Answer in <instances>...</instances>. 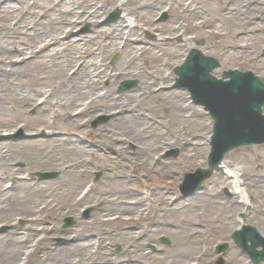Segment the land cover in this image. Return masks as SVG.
Returning <instances> with one entry per match:
<instances>
[{
	"label": "rangeland",
	"instance_id": "1",
	"mask_svg": "<svg viewBox=\"0 0 264 264\" xmlns=\"http://www.w3.org/2000/svg\"><path fill=\"white\" fill-rule=\"evenodd\" d=\"M161 1L160 3L158 0H140L139 3H154L155 6L161 8L158 16L153 20L155 25H167L171 20L177 21L172 11L164 10L172 6L175 0ZM7 3L15 9L14 15L20 17L24 14L21 12L23 9L33 7V10H28V15L24 14L23 16L24 19L29 20L34 18L33 11L43 12L51 5H55L56 9L50 12L49 16L57 14L59 9H64V5H59L57 0H8ZM65 6L69 7L71 4ZM103 6L105 7L102 8L101 16L97 20L101 28H108L124 16L122 9L118 5H113L110 0L104 1ZM202 6L207 19L211 17L218 18L221 14L222 8L218 3L206 2ZM113 13H118L119 16L116 20L110 22L109 19ZM164 15H167V18L162 21ZM45 19L43 17L41 21H45ZM249 19H254V23H260V20L264 19V5L253 6L248 16L242 20L247 21ZM188 22L184 23L187 27L189 26ZM239 22L241 21L236 23ZM223 28L228 29L226 25L217 26L220 33H225L222 31ZM96 32L97 29L91 22L79 23L73 30L74 36L85 35L94 39L98 37ZM205 32L207 33L208 30L205 29ZM203 34L188 33L186 36L185 34L184 36L166 34L160 36L155 33L149 34V36L142 34L141 38L149 42H154L157 38H165L167 42L175 47L182 46L180 49H176L182 57H166L157 64L158 67L163 65L164 72L171 74L173 77L175 76L174 69L184 63L192 49H197L205 56L212 57L219 62L220 68L213 72V76L219 79L225 71L238 70L251 72L264 82V30H258L243 38L246 40L244 44L248 46L249 53L258 57L259 60L250 57L249 53L229 52L222 46H218L214 41H208ZM229 41V39L226 40V42ZM4 45L5 42L0 40V46L3 47ZM27 52L29 60L25 69L26 74L20 80L23 83L30 84L31 92L36 93L39 91V94L33 98L30 107L26 110V105L17 111L7 108V106H0V120L5 121L8 125L7 128L0 125L3 128L0 132V145L4 147L1 150L8 151L6 155L8 160L4 161L5 163L0 162V177L6 180L5 188L0 187V200H8L6 203H11L14 200L24 201L29 205L32 214H37L39 221L35 227L36 238L43 242L39 250H44V248V251L52 248L66 250L71 248L73 243V235L70 237L71 233L79 232L85 225L96 232L102 225L103 228L99 232L104 233V240L101 243L99 241L101 237L95 234L89 244V250L92 253H98L104 248L106 255H110L115 261H123L122 263L125 264H165L169 256V254H166L172 251L178 243L175 233L177 227L184 229L183 235L193 224H200L201 222L200 225L203 226L211 222L217 226H224V228H221L222 230L217 233L212 229L200 227L207 238L206 241L200 242L196 246V255L181 260V262L187 264H215L218 258L223 256L225 264H230L229 261L231 260H235L240 264H252L248 256L234 245L231 235L243 225H250L255 227L264 237V171L258 169L259 160H264V145H253L234 150L227 154L223 162L245 178V190L251 194L252 205L260 208L257 214H254L253 208L250 209L242 205L238 209H232L229 204L226 208L223 207V204L231 198L233 190L231 180L223 175H214L194 194L182 198L179 185L182 183L185 174L193 173L199 168H207L213 133V120L203 106L193 102L188 90L174 88L176 77L169 84V88L181 91L185 95L186 106L184 107L182 119H172L168 112H161L163 116L160 115V117L151 113L153 109L147 108L148 104L141 102L143 99H140L139 96L142 93L141 90L147 87V78L125 77L120 74H117L112 80H101L97 86L98 88H95L93 93H100L111 99L112 95L124 98L131 92H135L136 102H138L136 105L144 108L145 111L143 110L142 114H145L146 110L150 111V122H140V124L123 121L115 122L117 119H122L127 110L123 108L110 113H96L97 107L101 106L103 100L96 102L91 97L84 101L86 105L90 106L89 111L80 118L76 119V116L70 113L67 116L56 118L54 113L59 112V109L45 108V105L47 102L50 104L52 97L59 93V76L51 70L48 71L37 65L38 62L44 61L45 53L38 55L33 50ZM100 55L102 61L111 69L121 67L126 61L119 51ZM18 66L21 67V65ZM80 67L81 63L78 64L75 70ZM10 69L7 68L8 73ZM40 77L41 81L38 80L34 83L33 79H39ZM125 81L137 82V86L128 92L119 94V86ZM42 96L49 100L44 105L39 106L42 103L41 101L45 100ZM37 100L38 102H36ZM154 102L156 104L161 103L160 99H156ZM192 108L198 109L204 114L202 124L205 131L202 132L204 140L201 143L203 146H207L206 151L196 153L195 156L184 152L182 149L184 147L179 145L158 151L151 155L150 159L138 156V159H146V163L142 164L141 161H136L137 158L134 157L138 150V143L125 138L118 141L115 139V136L121 135L131 124H135L134 126L143 128L144 132L148 134L147 138L154 137V133L156 135L163 134L165 140L170 142L178 141L179 135L177 133L184 128L186 129L184 132H188V143L196 145L197 142L193 140L191 132L193 129L196 130L199 124L192 123ZM41 109L45 110L39 114ZM98 118H108V121L96 129H92V122ZM55 136L59 140L53 139ZM74 140H76L77 145L72 144ZM26 142L42 143L43 148L38 153L29 151L30 154L19 153L12 158V145ZM173 152H178V155L173 157L170 155ZM46 158L48 160L57 158L62 163L60 166L58 165L57 169H51V167H45L41 163V160ZM162 161L168 162L169 165H162L160 163ZM70 166L76 168L78 174L80 170L85 171V175L81 178L80 176L64 174V168ZM165 168H171L173 174L167 177ZM49 173L56 174V177L49 180H38L37 176L39 174ZM20 181H22L21 184H19ZM90 183V188H92L90 191H86L84 187ZM38 187H44L46 191L58 192L60 195L59 201L63 207L51 210V206L57 204L54 203L57 198L50 192L44 195L34 194ZM126 187L131 190L129 195L126 194ZM83 195L86 197L82 200L80 198ZM197 196H200V198H196ZM212 196H218L217 205L209 206L207 202L212 199ZM166 198L169 200L170 206L172 208L175 206L176 210H172L171 214L161 222L157 220L158 210ZM136 199H142L143 205L140 208L147 210V217H138L140 208L136 207L132 214L123 215L126 220L124 219L119 224L115 217L120 216L119 211L124 209L120 208L118 202L126 200L131 204ZM102 200L104 202L99 203ZM70 202H76L78 206L73 209ZM106 211L111 212V223L109 225L103 223L106 215H108L104 213ZM243 214L246 216L244 220L241 218ZM67 219L72 220L71 225L66 224ZM28 221L26 213L22 211L0 216V236L7 235L14 224L22 232L27 233L30 230ZM162 225L165 226L162 227ZM3 229L6 230L3 231ZM105 233L108 235L122 233L124 237L122 241H119ZM164 239L167 240V243L163 241ZM58 241H63V243L59 244ZM222 244L229 245V249L224 255L218 254L217 251V247ZM135 247L140 248L139 252L141 250V260H135V256H133L135 252L131 249H135ZM30 248L33 247L30 245L28 248L22 249V254L25 255L22 259L20 257L7 259V264H24V260L28 259ZM94 263L106 264L102 257L97 258Z\"/></svg>",
	"mask_w": 264,
	"mask_h": 264
},
{
	"label": "bare ground",
	"instance_id": "2",
	"mask_svg": "<svg viewBox=\"0 0 264 264\" xmlns=\"http://www.w3.org/2000/svg\"><path fill=\"white\" fill-rule=\"evenodd\" d=\"M7 1L0 0V40L5 42L3 47L0 46V106H7V108L17 111L26 105V110V108L30 107L33 98L38 96L39 91L36 93L31 92L32 88L30 84L23 83L20 80L26 74L25 69L29 60L27 51L33 50L38 55L42 53L46 54L44 61L38 62L37 65L42 66L48 71L51 70L59 76V93L52 97L50 104L47 102L49 99H45L42 104L44 105L47 102L45 108H58L59 112L54 113L56 118L67 116L69 113L76 116V119L80 118L84 113L89 111L90 106L86 105L84 101L91 97L96 102L103 100L101 106L97 107L96 113H110L123 108L128 111H126V115L122 119H117L115 122L123 121L139 124L140 122H150V111L146 110V113L142 114L144 108L136 105L138 102H136L137 96L135 92H131L124 96V98L112 95L111 99L103 94L93 93L94 89L98 88L97 86L101 80H112L117 74H120L125 77L147 78V87L145 86L146 88L141 90L142 93L139 96L140 99H143L141 102L148 104L147 108L153 109L151 113L157 114L160 117V115L163 116L161 112H168L172 119H182L184 107L186 106L185 95L181 91L169 88V84L176 76L173 77L171 74H166L163 70V65L157 66L166 57H182L181 53L176 51V49H180L182 46L175 47L170 42H167L165 38H157L156 41L149 42L141 38L142 34L146 36L155 33H158L160 36L166 34L184 36L185 34L186 36L188 33H204L203 35L208 41H214L218 46H222L229 52L248 54L249 49L244 44L246 40L243 38L258 30H264V19L260 20V23H254V19L242 20L248 16L253 6L264 5V0H175L172 6L164 10L168 12L172 11L177 21L171 20L167 25L154 24L153 20L161 10L154 3L140 4V0H110L113 5H118L122 9L124 16L108 28L99 27L100 25L97 22L101 16L102 8L105 7L103 6V2L106 0H57L59 5H64V9H59L57 14L49 16V13L56 9L55 5H51L49 8L44 9L43 12L38 13L33 11L34 18L31 20L24 19L23 16L24 14L28 15V12L31 9L33 10V7L23 9L21 11L24 13L23 16H15V9L10 7ZM158 2L161 3L162 1L158 0ZM206 2H215L221 5L222 11L218 18H206L205 10L202 6ZM69 3L71 6L66 7L65 5ZM43 17L46 18L45 21H41ZM238 21L241 22L237 24L236 22ZM83 22L94 24L95 29H97V38L94 39L91 36L85 35L74 36L73 30L77 24ZM187 22L189 23L188 27L184 24ZM218 25H226L228 29L223 28L222 31L225 33H220V30L217 29ZM205 29L208 30L207 33ZM196 37L199 38L198 36ZM227 39L230 41L226 42ZM116 51H119L126 61L119 68H108L104 61H102L100 54L104 55L105 53H114ZM249 56L259 60L258 57L250 53ZM79 63H81V67L75 70ZM18 65H21V67ZM7 68H11L9 73L7 72ZM73 70L75 71L71 74ZM33 80L34 83L35 81L38 82V80L41 81V77ZM42 97L44 98V96ZM156 99H160L161 103H157V105L154 102ZM121 100L122 102H120ZM43 110L45 109L39 110V114ZM203 118L204 114L202 112L192 108V123L199 124V127L196 130L193 129L191 132L193 140L197 142L196 145L188 143V132H184L186 130L184 128L177 133L179 135L178 141L170 142L169 140H165L166 138L163 134L156 135L154 133V137L147 138L148 134L144 132L143 128L134 126L135 124H131L121 135L115 136V139L118 141L125 138L138 143V150L134 155L136 158L144 156L150 159V156L158 151L179 145L184 147L182 148L184 152L195 156L196 153L199 154L201 151H206L205 148L207 147L201 143L204 140L202 132L205 131L202 124ZM0 125L3 128H7L8 126L3 120H0ZM3 128L0 127V132ZM53 139L59 140L57 136ZM72 144L77 145L76 140L72 141ZM1 148L4 147L0 145V162L5 163L4 161L8 160L6 158L8 151L1 150ZM12 148L11 157L13 158L19 153L30 154L29 151L38 153L42 150L43 144L36 142L14 143ZM14 159L16 160V158ZM59 160L57 158H50L49 160L46 158L42 159L41 163L45 167L57 169L58 165L60 166L62 163ZM135 160L141 161L142 164L146 163L145 158H137ZM126 162L128 163V161ZM160 163L164 166L169 165L165 161ZM259 163L258 169L264 171V160H259ZM165 171L168 175L167 177L173 174L171 168H165ZM63 172L66 175L80 176L81 178L85 175V171L80 170L78 174L76 168L72 166L64 168ZM224 174L227 178L229 177L233 180L234 191L231 193V198L223 204V207L226 208L229 204L232 209H238L240 207L238 199H241L245 203V206H249L251 203L250 207L253 208L254 214H257L260 208L252 205L253 200L251 201L252 197L249 191L247 193L250 199L247 198L246 193L242 189L243 182L241 176L236 171L227 167L224 168ZM243 180L245 182L244 177ZM5 183L6 180L0 177L1 188H5ZM45 187L47 188L48 186ZM48 192L50 191H46L44 187H38L34 194L44 195ZM130 192L131 190L126 187V194L129 195ZM50 193L57 198L54 202L57 203L55 206H51L50 204L51 210L61 209L63 205L59 201V193L56 191H51ZM196 198H200V196ZM217 200L218 196H212L207 205H217ZM6 202L8 200H0V216L22 211L26 213L27 219H29L28 226L30 230L27 233L22 232L14 224L12 230L7 235L0 236V264H7V259L10 260L17 257L22 259L25 256L22 254V249H26L30 245L33 248L29 249L28 259L24 260V264H95L94 262L97 261V258L101 257L105 260L106 264H125L122 263L123 261H115L110 255H106L103 247L100 251L102 253H92L89 250V244L95 234H97L96 236H100L99 241L103 242L104 233H100V229L103 228L102 225L99 229L100 232L97 230V233L88 228L87 225L81 228L79 232L71 233L70 237L73 235V243L71 248L66 250H59L57 248L47 251H44L45 248L44 250H39L43 242L36 238L35 227L39 221L37 214H32L29 210V205L24 201L14 200L11 203ZM101 202L103 203L104 201L102 200L99 203ZM70 204L73 209L78 206L76 202H70ZM118 204H120V208L124 209L119 211L120 216L115 217L120 224L125 219L123 215L132 214V211L136 207H142L143 201L142 199H136L130 204L126 200H122ZM174 207L170 206L167 198L164 199V203L161 204L158 210L157 220L162 222V220L171 214L172 210H176ZM109 212H104L108 215L103 220V223H108V225L111 223V212ZM147 215V210L140 208L138 217L146 218ZM200 224H193L183 235L184 229L177 227L176 231L174 230L178 243L172 251L166 254H169V256L165 264H187L181 262V260L196 255V246L207 239L200 227L212 229L217 233L222 230L221 228H224V226H217L211 222L203 226ZM164 226L162 225V227ZM123 235L122 233H115L108 236L122 241ZM139 249V247L131 249L135 252L133 255L135 256V260L142 259L141 250L139 252ZM32 257L34 258L31 259ZM229 262L230 264H240L235 260Z\"/></svg>",
	"mask_w": 264,
	"mask_h": 264
},
{
	"label": "water",
	"instance_id": "3",
	"mask_svg": "<svg viewBox=\"0 0 264 264\" xmlns=\"http://www.w3.org/2000/svg\"><path fill=\"white\" fill-rule=\"evenodd\" d=\"M116 18L117 14L111 19ZM218 67L215 59L192 50L185 64L175 69L179 76L176 87L188 88L195 101L204 104L214 119L209 169H198L194 174L185 176L180 186L185 197L199 189L213 175V171L219 169L218 165L226 154L244 146L264 144V83L250 72L238 71L224 74L225 78H230L229 82L218 81L211 76V72ZM136 85L137 82H124L119 92H126ZM232 239L254 264L264 262V238L256 228L244 226L232 235ZM259 248L262 250L259 251ZM227 249L225 244L218 248V252L225 253ZM216 264L225 262L220 257Z\"/></svg>",
	"mask_w": 264,
	"mask_h": 264
}]
</instances>
